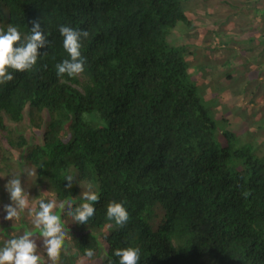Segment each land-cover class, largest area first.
<instances>
[{"label": "trees", "instance_id": "trees-1", "mask_svg": "<svg viewBox=\"0 0 264 264\" xmlns=\"http://www.w3.org/2000/svg\"><path fill=\"white\" fill-rule=\"evenodd\" d=\"M0 4L7 24L24 34L43 19L52 41L31 71L12 72L14 80L0 84V238L12 225L2 212L11 203L4 188L11 176L35 182L32 200L45 190L66 200L79 191L66 181L74 166L81 179H95L100 197L95 215L79 225L114 228L101 264H119L114 251L130 246L141 249L139 264H264V158L237 150L232 133L227 146L217 144L216 121L189 79L185 46L167 40L171 28L189 24L185 0ZM61 25L90 33L81 50L85 72L74 78L57 76L56 65L70 58ZM236 156L245 171H236ZM112 201L126 202L130 219L122 228L107 219ZM158 205L165 216L153 231ZM97 243L85 234L78 247L84 254Z\"/></svg>", "mask_w": 264, "mask_h": 264}, {"label": "rangeland", "instance_id": "rangeland-1", "mask_svg": "<svg viewBox=\"0 0 264 264\" xmlns=\"http://www.w3.org/2000/svg\"><path fill=\"white\" fill-rule=\"evenodd\" d=\"M185 6L190 24H178L171 28L167 40L172 46H185L183 54L188 62L189 79L198 86L206 108L216 121L217 144L227 146L228 134L232 133L237 150L251 148L255 156L264 158V0H187ZM256 8L262 18L255 17L258 15ZM0 21L3 24L0 22V27L7 30V12L2 4ZM249 99L256 103H248ZM86 119L91 120V116L86 115ZM48 122L45 114V129ZM100 122L105 125L104 121ZM67 124L72 125L73 121ZM64 133L65 140L69 141L71 130L65 128ZM234 162L236 171L246 170L242 157L236 156ZM20 175L22 185L30 196L33 212L39 211L40 200H55L57 203L54 211L61 216L69 237L59 263L101 264L114 228L110 224L100 229L90 225L81 226L66 212L69 204L75 206L85 202L80 197L90 186L92 191L99 193L95 179H81L79 171L71 166L68 176L74 179L79 188L76 196L59 200L45 190L40 200H32L30 192L35 194L39 188L32 179L24 178L25 174ZM62 202L65 205L63 210L59 207ZM164 216V208L158 205L156 217L150 222L151 230L160 228ZM32 221L33 217L28 215L27 210L22 212L19 220L12 221L11 227L1 232L0 247L12 238H19L27 230L33 233L38 245L37 254L42 257L44 264H51L39 229L35 228ZM85 234H92L98 241L92 258H86L78 247V240Z\"/></svg>", "mask_w": 264, "mask_h": 264}, {"label": "clouds", "instance_id": "clouds-1", "mask_svg": "<svg viewBox=\"0 0 264 264\" xmlns=\"http://www.w3.org/2000/svg\"><path fill=\"white\" fill-rule=\"evenodd\" d=\"M256 10L258 15L255 17L262 18L260 11L257 8ZM188 21H190L189 18ZM42 24H44L43 19L32 20L30 34H24L20 27L14 24H9L6 31L0 28V84L13 81L12 72L31 71L36 66L38 57L48 55L47 51L42 52L41 50L50 48L52 41L45 34ZM59 33L63 38V47L70 58L64 59L62 63L56 65L57 76L60 78L65 75L71 78L77 77L85 72L87 59L82 55L81 50L83 41L89 38L90 33L87 30L65 25L59 26ZM248 103H256V101L249 99ZM32 174L28 173V175ZM11 177L4 185L11 203L2 206L3 219L17 221L21 213L27 210L28 215L33 217L32 222L35 228L39 229L48 259L51 264H59L62 251H66L65 241L69 237L64 229L61 216L54 211L57 208L56 201L44 202L40 200L39 211L33 212L30 207V196L22 185L21 177ZM66 181L68 187L71 188L74 179L69 176ZM81 187L83 188V182ZM242 195L247 198L250 192L244 190ZM80 198L85 202L76 207L69 204L66 212L77 224H87L88 220L96 213L94 205L99 202L100 197L91 190L90 186L89 190L83 191ZM125 203L112 201L106 209L107 219L114 221L121 228L130 219ZM59 207L63 210L64 203L62 202ZM34 238L33 233L26 230L19 238L8 240L3 247H0V264H44L42 257L37 254L38 245ZM140 254L139 247L131 246L123 249L118 248L114 251V255L119 258V264H139ZM84 255L86 258H92L95 251L92 248H86Z\"/></svg>", "mask_w": 264, "mask_h": 264}]
</instances>
